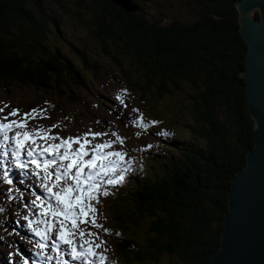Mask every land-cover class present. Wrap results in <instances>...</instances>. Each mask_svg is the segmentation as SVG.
I'll list each match as a JSON object with an SVG mask.
<instances>
[{
    "label": "trees",
    "instance_id": "obj_1",
    "mask_svg": "<svg viewBox=\"0 0 264 264\" xmlns=\"http://www.w3.org/2000/svg\"><path fill=\"white\" fill-rule=\"evenodd\" d=\"M106 1L108 10L102 0L74 4L90 10L93 37L115 45L104 55L118 69L122 87L140 107L176 93L161 113L176 108L190 118L178 121L186 123V138L171 141L172 124L159 145L155 140L142 151L144 159L122 184L109 186L107 209L122 230L114 253L121 264H155L163 255L176 264H208L220 245L232 178L254 144L239 0H185L192 17L168 23L149 21L138 0H131L134 10ZM28 2L39 8L41 0H0V87L69 98L72 86L83 85L82 72L43 41L49 21L42 12L36 17ZM79 56L86 70L96 68L82 51Z\"/></svg>",
    "mask_w": 264,
    "mask_h": 264
},
{
    "label": "rangeland",
    "instance_id": "obj_2",
    "mask_svg": "<svg viewBox=\"0 0 264 264\" xmlns=\"http://www.w3.org/2000/svg\"><path fill=\"white\" fill-rule=\"evenodd\" d=\"M58 1V4H54L52 0H41L39 8L28 2L26 7L31 9L36 17L40 16V12L44 14V19L49 22L46 29L43 30V41L51 48L57 46L58 51L67 56L70 62L82 72L84 83L83 85L72 86L69 89L71 90L69 98L66 96L57 98L54 94L46 91L36 92V90L11 88L5 90L0 87V107L7 105L4 112L0 113V118L6 116L13 109H19L21 117L23 113L31 112L34 108L47 109L44 114H34L37 115V118L29 120V127L51 128L53 134L61 133V135L59 134L61 137L82 135L89 130L109 134L98 137L96 142L114 139L115 137L111 134L115 132L124 137V144L116 143L114 149L125 151L127 158L133 159L135 162L144 159L142 151L148 145L153 144L155 140L158 141L156 145H159V136L166 137L161 133H167V128L172 124L174 127L171 131L170 140L186 138V123L182 125L178 121L184 117L189 121L188 111L184 110V114H182L179 111L176 112V108H172L168 111L169 113H161L162 111L167 112L165 102L177 99V94L174 92L175 94L166 96L167 99L164 97L152 103L148 102L142 107L137 105L138 101L136 102L129 94V90L122 87L121 75L118 73L114 62L104 55L106 49H110L112 52L115 45L108 41L103 45L92 35L94 27L89 20L90 10L87 7L75 5V0ZM106 3V0H102V7L108 10ZM138 3L143 16L154 23H168L175 18L190 19L192 17V14L187 12L185 0H138ZM69 12H79L87 18H80L81 20H79L77 16L71 15ZM81 51L85 54L86 59L97 65L95 69L91 67V64H88L90 69H85L79 56ZM128 61L130 60L127 59ZM130 64L135 67L131 61ZM118 97L123 99H118ZM141 116L145 118L146 122H149L147 129L134 122ZM9 119L13 118L9 117ZM151 121L157 123L151 124ZM53 125H58V127L52 128ZM151 152L149 153L151 154ZM10 155L9 153L7 162L12 164L13 158L11 160ZM155 157H158V154ZM26 158L23 157V159ZM30 167L27 169L30 171L29 174L33 173L34 170V166ZM11 169H14L13 165H11ZM27 170H23L24 179L22 183L26 188H29V186L33 187L35 182H27L25 175ZM5 171H8L7 168L0 162V173L3 174ZM35 178L40 181L36 176ZM35 186L37 189L28 190L29 193L15 189L8 191L7 187H0V264H39L41 258L36 255L37 251L47 252L52 257L51 260H46L45 264H62L60 254L51 247V241H47L49 246L45 249L36 247L40 238L34 234L32 229L44 227V225L35 222L37 219L34 213L38 208L31 202L38 195L44 196L45 193L41 194V189L37 185ZM105 198L101 197V203L97 205L99 222L105 228L112 229V232L104 233L94 228L91 230L99 231L100 237L107 242L106 255L109 257L107 264H113V262L114 264H121L119 257L114 253V249L116 233L119 231L122 234V230L111 219ZM34 207L36 209H33ZM39 218L41 217L39 216ZM30 220L33 221L31 227H29ZM18 222L23 224L18 225ZM52 235L55 239V232ZM61 249L65 252L63 258L69 260L71 264H83L82 261H72L71 256L67 254V245H61ZM135 262L134 259L133 264L146 263ZM155 264H176V259L170 262L169 258L163 255Z\"/></svg>",
    "mask_w": 264,
    "mask_h": 264
},
{
    "label": "snow or ice",
    "instance_id": "obj_3",
    "mask_svg": "<svg viewBox=\"0 0 264 264\" xmlns=\"http://www.w3.org/2000/svg\"><path fill=\"white\" fill-rule=\"evenodd\" d=\"M6 107L7 105L0 107V113ZM46 112L47 109L34 108L31 112L23 113L21 117L20 110L13 109L0 118V148L4 149L3 156L7 158L11 153L13 164L22 170L34 166L33 175L40 179V187L45 192L44 196L38 195L31 202L37 206L38 215L43 218L35 222L44 225L32 229L40 238L36 247L45 249L49 246L47 241H51V247L61 258L64 255L61 245H67V254L72 261L107 264V242L100 237L99 231L91 229L104 233H111L112 229L105 228L99 222L97 205L101 203V197L110 195L109 186L120 185L125 181L126 175L134 170L135 161L127 158L125 151L114 149L116 143L124 144V137L115 132L111 134L114 139L96 142L98 137L109 134L89 130L82 135L61 137L53 134L51 128L29 127L30 119H36L37 115ZM134 122L145 129L149 126L143 116ZM55 127L58 125L52 126ZM9 133L13 135L10 136ZM4 176L8 177L7 171ZM6 182L13 183L11 179ZM37 201H40L38 205ZM32 223L30 220L29 227ZM116 235L119 236L120 233ZM36 255L41 258L39 264H45L46 260L52 259L47 252L37 251ZM62 264L71 262L62 259Z\"/></svg>",
    "mask_w": 264,
    "mask_h": 264
},
{
    "label": "water",
    "instance_id": "obj_4",
    "mask_svg": "<svg viewBox=\"0 0 264 264\" xmlns=\"http://www.w3.org/2000/svg\"><path fill=\"white\" fill-rule=\"evenodd\" d=\"M114 1L128 10L136 8L131 0ZM237 7L239 33L247 45L242 77L254 144L232 178L220 245L208 264H264V0H239Z\"/></svg>",
    "mask_w": 264,
    "mask_h": 264
},
{
    "label": "bare ground",
    "instance_id": "obj_5",
    "mask_svg": "<svg viewBox=\"0 0 264 264\" xmlns=\"http://www.w3.org/2000/svg\"><path fill=\"white\" fill-rule=\"evenodd\" d=\"M47 126H48V124H47ZM59 134L61 135V133H59ZM10 158H11V160H12V156H11V155H10ZM11 160H10V161H11Z\"/></svg>",
    "mask_w": 264,
    "mask_h": 264
}]
</instances>
